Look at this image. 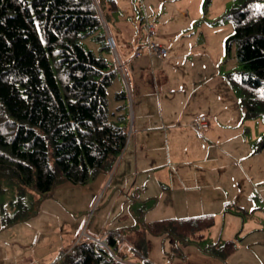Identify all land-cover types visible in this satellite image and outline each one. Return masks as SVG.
<instances>
[{"label": "trees", "instance_id": "16d2710c", "mask_svg": "<svg viewBox=\"0 0 264 264\" xmlns=\"http://www.w3.org/2000/svg\"><path fill=\"white\" fill-rule=\"evenodd\" d=\"M226 14L233 32L225 54L234 44L244 115H264V0H236ZM102 18L95 0H0V181L11 184L17 196L29 190L46 195L58 179L85 183L109 170L123 151L125 104L110 110L107 97L117 70L79 42L92 37L100 50L109 49ZM114 98L126 95L118 91ZM1 220L21 221L16 215L9 220L4 211ZM145 228L186 241L179 237V220ZM118 232L105 234L106 246L81 239L73 253L52 264H151L144 259V236L124 243ZM127 248L144 261H126Z\"/></svg>", "mask_w": 264, "mask_h": 264}, {"label": "rangeland", "instance_id": "374dc122", "mask_svg": "<svg viewBox=\"0 0 264 264\" xmlns=\"http://www.w3.org/2000/svg\"><path fill=\"white\" fill-rule=\"evenodd\" d=\"M95 1L99 8L103 6L108 11L106 6L110 4L109 0ZM125 1L121 4L129 6L138 27L134 33L137 36L136 41L139 43V47L135 50L146 47L149 41H156L157 35H168V41L173 46L171 51L167 46L166 49L168 54L170 52V56L175 57L172 61L179 68V92L183 93L182 95L187 99L192 92H195V95L200 98L207 86L212 85V91L211 89L209 91V94L213 92L210 95L212 100L217 105L226 107L218 115L223 116L224 112L228 111V107L231 111H229V116L236 121L234 122L236 126H230L228 129L230 134L228 137L232 141L231 150L233 151L229 154L230 159L237 158L236 162L241 164L243 160L250 159L249 156L254 155L250 159L254 163L251 170L240 173L243 176L248 174V177L259 180L263 178L262 184L264 185V145L261 147L259 145V140L264 135V115L254 118L245 117V108L241 104L237 81L238 73L236 71L239 70V66L235 56V45L231 46L228 55L225 54L226 37L233 32V21L226 12L236 0H211L210 2H206V0ZM156 8L160 9V12H156ZM145 11H147L146 15ZM164 14L166 17L162 19ZM114 19L116 22L118 21L117 13L114 12L109 13L108 17L105 16V24L102 18L103 27L101 26V28L103 31L106 32L107 23H109V27L113 25ZM150 21L153 22L156 32L148 36L146 22ZM157 21H159V28ZM165 22L166 26H163ZM161 24L163 30H160ZM118 25L119 23L116 27ZM166 28L167 30H165ZM106 34L109 35L107 32ZM79 42L86 50H92L96 55H105L108 60L114 62L113 51L110 48L100 50V43L94 38L85 37ZM140 52L139 55L142 54ZM153 62L154 67L161 65V62L157 63L156 60ZM120 85L126 90L122 76L116 73L107 89L110 110L113 109L112 92L118 90ZM128 103V99H126V110L129 114L127 116V136L130 134L129 130L132 129ZM204 116L210 122V115ZM212 122H216V119ZM125 158L126 156L124 161ZM113 166L81 184L58 179L46 195L29 190L17 196L15 188L11 184L0 181L1 214L4 211L9 220L15 215L21 220V223L14 224L16 226L12 225L14 227L11 226L0 232V248L6 249L8 258L13 252L17 254L21 259L19 264H31L32 262L33 264H44L47 259H50L52 263L59 257L62 249L71 248L77 239L84 238L89 230H92L96 237L104 238V235L101 236L99 233L109 228L121 231L124 243L136 240L139 235L144 236V259L148 260L149 256L151 264H176L184 259L187 260L186 264H194L195 253L193 250H196L194 247H202L201 244L204 243V240L201 242L189 240L188 244L181 243L180 246V241H177L178 247L174 248L167 232L153 234L146 231L147 236L144 232L145 225L151 226L160 219L174 216L173 209L169 212L166 210L165 195L159 205L153 199V196L162 195L163 187L144 189L143 186L142 188L136 185L134 189H130L127 185L126 188L117 189L114 183L120 177L121 171L120 168L116 171ZM150 174L148 183H153L155 179L153 172L150 171ZM242 185L244 186V184ZM247 190L249 191V186ZM240 195L238 194V198ZM179 198L183 203H186L192 198V193L187 196L185 192H179ZM220 206L224 211L223 216L230 213L237 215L239 225L240 220L243 224L246 222L244 225V229H246L247 220L255 218V214L259 211H264V191H261L260 188L252 191V194L243 200L242 207L238 212L231 209V203L228 200H225ZM211 207L214 209L215 206ZM248 216H250L249 219H247ZM233 221L236 222L235 219ZM217 222L216 228L218 229L219 219ZM3 224L4 222L0 218V225ZM219 228L223 229V227ZM237 231L238 233L233 238L239 243L244 238L239 235L242 232L241 229L239 228ZM129 232L135 233L134 236L125 238L126 235H130ZM259 232L264 233V228L254 229L250 234L259 236ZM222 233L225 234V231ZM51 251L53 252L49 253ZM126 251L128 257L126 261L138 263L144 261L136 259L138 256L141 257L140 254L136 255L128 248ZM256 264H260V262Z\"/></svg>", "mask_w": 264, "mask_h": 264}, {"label": "crops", "instance_id": "0c3cea01", "mask_svg": "<svg viewBox=\"0 0 264 264\" xmlns=\"http://www.w3.org/2000/svg\"><path fill=\"white\" fill-rule=\"evenodd\" d=\"M123 1L125 0H109L110 4L106 6L108 11L103 6L100 7L103 20L109 13H117L118 21L114 19L110 27L107 23L105 30L115 41L116 54L123 64V72H116L122 76L126 87L124 90L120 85L118 90L112 92V110L122 104H125L126 110V99H128L132 122V129L129 130L130 134L127 136L123 151L113 164L116 171L119 168L121 171L114 186L117 189L126 188L127 185L130 189H134L136 185L143 186L144 189L163 187L162 195L153 196V199L159 205L165 195L167 212L174 210V216L164 220H179V237L186 240L180 239L179 246L181 243L188 244L189 240L200 242L204 240L201 244L203 248L194 247L196 249L193 250L194 264H256L258 262L264 264V233L259 232V236L250 234L254 229L264 228V211H259L252 219L248 216L247 228L244 229L246 222L243 224L240 220L239 225V218L233 213L223 216L224 211L220 206L228 200L231 203V209L238 212L243 200L247 199L252 191H256V188L264 191L263 178L259 180L248 177L246 173L247 176L240 173L251 170L254 163L250 159L254 155H248L250 159L243 160L241 164L236 162L237 158L230 159L229 154L233 151L228 129L230 126H236L234 124L236 121L229 116L228 107V111L224 112L223 116L218 115L226 107L217 105L212 100L210 95L213 92L209 94L210 89L212 91V85L207 86V92L201 93L200 98L192 92L187 99L182 95L183 93L179 92V68L174 65L176 63L172 60L175 57L170 56V52L164 60L150 56L144 51L140 55H135V48L139 47V43L136 41L137 36L134 31L138 30V27L129 6L121 4ZM155 10L160 12V9ZM146 14L147 11H145ZM165 17L164 14L162 19ZM142 21H144L143 18ZM117 23L119 25L116 27ZM163 26H166V22ZM157 27L159 28V21H157ZM160 27V30H163L162 24ZM167 36L157 35L154 42L167 46L171 51L173 45H170ZM153 60L157 63L161 62V65L154 67ZM118 91H124L126 98L116 100L114 93ZM126 113L128 116L127 110ZM204 113L210 115V125L205 132L198 133L191 128L190 124L196 116ZM215 119L216 122L213 123ZM150 171L155 178L153 183H148ZM179 192H185L187 196L192 193V198L183 203L179 198ZM238 194H241L240 198ZM213 205L214 209L211 207ZM19 223L21 222L14 224ZM14 224L0 225V232ZM239 228L242 231L239 235H242L244 239L237 243L233 237L238 233ZM108 230L118 229L108 228L99 234L105 236ZM146 231L148 230L145 228V234ZM224 231L225 234H221ZM129 233L130 235H126L125 238L133 237L135 234ZM87 234L100 238L96 237L92 230H89ZM118 234L124 238L121 231ZM248 234L250 235L246 238ZM171 241L172 247L174 245L178 247L177 241L172 237ZM212 246L216 248L217 254L207 251ZM5 250L0 248V264H19L21 259L18 255L13 252L8 258L9 255H6ZM147 258L150 261L149 256ZM136 259L140 260V257ZM186 261L184 259L176 264H186ZM52 263L50 259H47L44 264Z\"/></svg>", "mask_w": 264, "mask_h": 264}, {"label": "built area", "instance_id": "2783aa9c", "mask_svg": "<svg viewBox=\"0 0 264 264\" xmlns=\"http://www.w3.org/2000/svg\"><path fill=\"white\" fill-rule=\"evenodd\" d=\"M146 31H147L148 36L155 34L156 29H155V26H154L152 21L146 22ZM106 40H107V44H108L109 48L113 51V54H114L115 68L119 73H122L123 72V64L119 60L118 55L116 54L114 39L112 38V36L107 35ZM139 51H141L140 53H142L143 51L147 52L150 56L154 55L158 58H166L168 56V50L166 49V47H164L163 45H161L157 42H153V41H149L147 43L146 47L139 48L135 53L136 56L139 55ZM209 125H210V122H209L208 118L204 115L196 116V118L190 124L191 128L194 129L198 133L205 132L209 128ZM86 237L89 240L94 239L88 235H86ZM117 239L120 240V236L117 235ZM78 241H79V239H77L76 242H78ZM72 249H73V247H71L67 250H62L60 252V257L65 256L66 253H68V252L73 253L74 250H72Z\"/></svg>", "mask_w": 264, "mask_h": 264}]
</instances>
